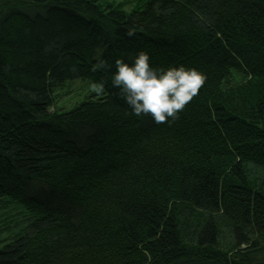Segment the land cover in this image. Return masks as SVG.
<instances>
[{"label": "trees", "instance_id": "16d2710c", "mask_svg": "<svg viewBox=\"0 0 264 264\" xmlns=\"http://www.w3.org/2000/svg\"><path fill=\"white\" fill-rule=\"evenodd\" d=\"M99 1L0 0V264H264V0ZM140 51L205 75L176 120L112 86Z\"/></svg>", "mask_w": 264, "mask_h": 264}, {"label": "clouds", "instance_id": "9594fccd", "mask_svg": "<svg viewBox=\"0 0 264 264\" xmlns=\"http://www.w3.org/2000/svg\"><path fill=\"white\" fill-rule=\"evenodd\" d=\"M105 67V62L99 60L92 65L91 71ZM205 81V75L194 67H153L148 53L140 51L130 63L115 61L111 83L120 89L132 115L150 117L153 123L163 124L179 117L186 105L198 95ZM103 88V83L91 85V90L96 93H101Z\"/></svg>", "mask_w": 264, "mask_h": 264}, {"label": "rangeland", "instance_id": "374dc122", "mask_svg": "<svg viewBox=\"0 0 264 264\" xmlns=\"http://www.w3.org/2000/svg\"><path fill=\"white\" fill-rule=\"evenodd\" d=\"M100 3L106 2L107 4H119L122 7V10L125 12H129L131 9L139 8L141 1L137 0H100ZM139 3V4H138ZM240 75L234 76V81H239ZM91 83L88 80L83 79H76L73 81H66L62 86L58 87L54 91V108L53 109H70L80 103L81 101L85 100L89 95L92 93H96L91 90ZM13 210V209H12ZM18 209L14 210L16 214ZM6 210L0 208V243L2 241H6L8 238V234L5 230H3L4 220L11 219L8 218ZM10 212V211H9ZM9 215V213H8ZM14 217V216H12Z\"/></svg>", "mask_w": 264, "mask_h": 264}]
</instances>
